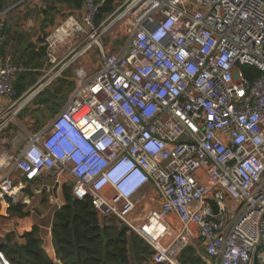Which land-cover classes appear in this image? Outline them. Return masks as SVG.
<instances>
[{
	"label": "built area",
	"instance_id": "obj_1",
	"mask_svg": "<svg viewBox=\"0 0 264 264\" xmlns=\"http://www.w3.org/2000/svg\"><path fill=\"white\" fill-rule=\"evenodd\" d=\"M105 3L84 0L47 33L49 69L22 96L20 68L0 63V137L13 135L0 204L27 184L51 198L70 186L148 244L151 264H180L195 242L216 264H254L263 246L264 264V0H125L98 23ZM94 50L99 63L79 65ZM70 70L60 112L21 124Z\"/></svg>",
	"mask_w": 264,
	"mask_h": 264
},
{
	"label": "trees",
	"instance_id": "obj_2",
	"mask_svg": "<svg viewBox=\"0 0 264 264\" xmlns=\"http://www.w3.org/2000/svg\"><path fill=\"white\" fill-rule=\"evenodd\" d=\"M123 1L106 0L97 22L113 13L115 5ZM76 5H80L79 0H76ZM245 71L258 75L256 70L250 68H245ZM23 80L24 76H20L15 86L18 96L28 88V85L22 84ZM59 82L61 88L52 93L48 91V98L41 104L55 100L56 94L63 92V86L68 93L74 88V83L69 84L64 80ZM64 104L56 105L51 112H58ZM63 196L65 204L55 212L52 224V242L56 259L61 264H151L154 251L128 228L120 226L114 218H100L90 200L75 198L70 186L63 187ZM9 211L11 214H22V208L16 204H12ZM13 236L8 234L3 241L0 240L1 251L8 262L54 264L43 248L41 228L35 226L26 232L22 245L13 243ZM180 264L208 263L193 247H189L181 256Z\"/></svg>",
	"mask_w": 264,
	"mask_h": 264
},
{
	"label": "crops",
	"instance_id": "obj_3",
	"mask_svg": "<svg viewBox=\"0 0 264 264\" xmlns=\"http://www.w3.org/2000/svg\"><path fill=\"white\" fill-rule=\"evenodd\" d=\"M79 1L80 5L77 6L76 0H0L1 7L8 11L5 16L4 27L0 30V63L12 57V61L20 68L15 86L18 80H20V76H24L22 84L28 85V88L20 96L36 85L48 68L45 50L42 48L44 37L56 26L63 16L70 13L81 15L84 12V0ZM118 4L120 3H117L115 8ZM29 32L32 33L30 40L27 38ZM89 63V61L84 60L82 65H89ZM52 92H54L53 89L51 90ZM12 138L13 135L10 131L0 137V151L10 147ZM42 184L43 182L39 181L35 184H27L26 187L34 188L36 195L44 196L45 199L39 205L44 209L46 208L44 205H46L48 206L47 209L52 211L49 226L44 227L33 219L29 220V218L18 219L16 222V230L18 231L16 232L21 233H18L17 239L13 243L24 244L23 235L33 227L38 226L41 228L42 233L45 230L42 236L44 250L53 261H58L52 242V224L55 212L65 204L63 189L56 192L51 198V196L46 194H38V190ZM28 199L25 197L23 202L28 204ZM4 205L6 206L4 217H7L8 212H10V205L9 207L6 204ZM145 206L147 208L153 207V203L148 201L147 198ZM47 213L42 211V215L39 218L41 220L44 219ZM6 233L10 234V232ZM0 239L1 241L4 240L2 234H0ZM192 247L208 264H216L214 260L210 261L206 257L203 247L198 242H195Z\"/></svg>",
	"mask_w": 264,
	"mask_h": 264
},
{
	"label": "rangeland",
	"instance_id": "obj_4",
	"mask_svg": "<svg viewBox=\"0 0 264 264\" xmlns=\"http://www.w3.org/2000/svg\"><path fill=\"white\" fill-rule=\"evenodd\" d=\"M31 34L32 33H28L27 34V38H31ZM12 58V57H11ZM84 60H87L89 62H93V63H99V57H97V51L94 50L90 55L86 56V58ZM82 61L79 62V65L81 64ZM77 66V65H76ZM49 68L46 69V71ZM42 76V74H40ZM44 75V73H43ZM74 79V73L72 70L68 71L67 73H65V75H63L62 78H60L58 81H55L52 86L49 88V90H47L45 93H43L42 95H40L38 97V99H36L32 104H30L26 110L21 114V116L19 117V122L23 125H25L24 123V118L25 117H30L32 119V127L36 128L38 126H43L47 123H49L62 109V107H60L59 111L56 113H52V109L59 104H64L66 102V100L68 99L67 97L70 95V93H68L69 91L67 90V88L65 86H63V92L60 94L59 92L56 94V98L55 100H50L47 104H41V101L45 100L48 98V91H51L52 89L54 91H58L60 87V82L59 81H65L67 83H74L73 80ZM64 99V101H63ZM70 183V182H69ZM35 189L34 188H30V187H26L24 189L23 192V197L25 199L29 198V202L28 204L24 203L23 201L18 202L16 205H19L22 208V214H11L10 212H8V216L4 217L5 211H6V206L4 204H0V234H2V236L5 238L6 235H8L6 232H10V234L14 235L13 236V242L16 241L18 233L21 232H16L18 230H16L17 227V220H23L25 218H29V220L33 219L35 220V222H37L38 224H42V226L44 227H48L49 226V219H50V215L52 211H49V209H47L48 206L44 205V208H41L39 204H41V202L43 201L44 196L41 195H36L34 193ZM55 195V194H54ZM11 206V205H10ZM42 209V210H41ZM47 209V210H46ZM48 212L46 217L44 219L41 220V212ZM45 233V230H43V234ZM1 240V239H0ZM212 264V263H211Z\"/></svg>",
	"mask_w": 264,
	"mask_h": 264
},
{
	"label": "water",
	"instance_id": "obj_5",
	"mask_svg": "<svg viewBox=\"0 0 264 264\" xmlns=\"http://www.w3.org/2000/svg\"><path fill=\"white\" fill-rule=\"evenodd\" d=\"M262 249H263V246H260V247L257 249V251H256V253H255V255H254V258H253V263H254V264H258V254H259V252H260ZM0 250H1V246H0ZM54 264H61V263L58 262V261H54Z\"/></svg>",
	"mask_w": 264,
	"mask_h": 264
},
{
	"label": "bare ground",
	"instance_id": "obj_6",
	"mask_svg": "<svg viewBox=\"0 0 264 264\" xmlns=\"http://www.w3.org/2000/svg\"><path fill=\"white\" fill-rule=\"evenodd\" d=\"M6 208V207H5Z\"/></svg>",
	"mask_w": 264,
	"mask_h": 264
}]
</instances>
